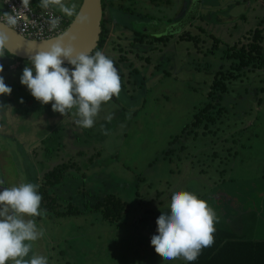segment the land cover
<instances>
[{
    "label": "rangeland",
    "instance_id": "374dc122",
    "mask_svg": "<svg viewBox=\"0 0 264 264\" xmlns=\"http://www.w3.org/2000/svg\"><path fill=\"white\" fill-rule=\"evenodd\" d=\"M63 2L77 10L81 0ZM107 15L103 53L118 71L121 90L102 104L92 128L75 123V109L62 116L37 101L21 84L30 62L18 65L0 51V75L12 88L0 96V191L23 182L40 187L46 173L62 166L63 178L49 194L63 208L82 211L36 220L44 235L33 251L48 264H186L163 260L151 245L156 221L170 212L176 191L206 201L215 225L264 237V68L245 71L216 100L224 111L209 131L193 124L197 109L209 102L224 50L264 27V0H115ZM171 31L165 45L149 37ZM143 34L133 53L149 60L128 54L121 63L127 56L113 47L122 44L132 53L130 41ZM107 196L127 203L121 221L83 212Z\"/></svg>",
    "mask_w": 264,
    "mask_h": 264
},
{
    "label": "clouds",
    "instance_id": "9594fccd",
    "mask_svg": "<svg viewBox=\"0 0 264 264\" xmlns=\"http://www.w3.org/2000/svg\"><path fill=\"white\" fill-rule=\"evenodd\" d=\"M39 6H56L66 16L75 15L81 24L88 21L83 13H76L75 4L69 6L63 0H40ZM5 15L8 26L17 23L14 16ZM50 23L55 28L59 20ZM8 45L7 34L0 31V51ZM65 61L72 65L71 69L64 66ZM29 62L31 66L24 68L21 84L37 101L51 104L53 111L62 116L75 109V123L86 129L94 126L102 104L121 90L120 76L110 58L102 51L77 52L74 42L65 44L63 37L35 51ZM3 72L0 65V73ZM11 93L12 88L0 75V96ZM3 183L0 181V186ZM38 188L37 184L23 182L0 191V264H48L47 257L33 251V243L44 235L33 218L46 214L41 209ZM169 208L170 212H162L156 221L158 234L151 237V245L165 261L183 258L193 262L213 244L216 214L206 201L188 191L174 192Z\"/></svg>",
    "mask_w": 264,
    "mask_h": 264
},
{
    "label": "trees",
    "instance_id": "16d2710c",
    "mask_svg": "<svg viewBox=\"0 0 264 264\" xmlns=\"http://www.w3.org/2000/svg\"><path fill=\"white\" fill-rule=\"evenodd\" d=\"M32 7L41 9L39 6L40 0H29ZM110 2V6L115 4V0H102L103 12L105 15V9L107 7V2ZM83 0H81L79 8L76 13L79 12ZM119 7L122 5L119 3ZM109 6V7H110ZM124 8V6L122 7ZM6 12H0V17ZM103 15L102 20V35L98 47L95 51H104L109 44L110 30L106 25L107 20H105ZM74 15L72 19L65 18L62 16V33L65 32L70 25L75 20ZM264 23V18L262 24ZM175 35V31H171L168 35H161L158 37L149 36L158 43H163L164 45L171 39V36ZM142 38H137L130 41L129 50H125L122 44H117L114 46V51H121V53L126 54L127 57H119L121 63H125L128 60V54H132L135 58H145L146 61L149 58L134 54L133 48L137 46V42H143L144 34ZM183 38V37H182ZM184 39V38H183ZM215 47L221 43V40L215 38ZM153 42V41H151ZM128 47V48H129ZM158 46L152 45L151 50H155ZM5 54L10 58L16 60L18 65L23 62H29L28 60L16 58L9 54L6 50ZM128 52V53H126ZM118 60V59H117ZM66 67H71L72 65H64ZM264 68V27H258L248 31V33L243 35L238 39L235 44L228 45L223 53V63L220 69L214 76L213 82L210 85V90L207 93L209 97V102L205 103L202 107L198 108L194 114L193 124L197 127H205V131L220 121V114L223 113V107L220 103L216 102L217 99L223 94L230 92V84L234 81H238L243 76L245 71H258ZM215 101V102H214ZM65 166V165H64ZM63 168L58 166L56 169L46 173L43 177L41 186L38 188L39 194L42 196L41 209L46 212L45 215L55 214L58 216H75L80 214L82 211L69 204L67 207L63 208L56 198L49 194V188L57 182H60L63 178ZM85 211H90L92 213H100L102 217L112 223L121 221L122 215L127 209V203L122 201L115 196H107L102 201H99L92 205H86ZM43 216L35 217V220H41ZM215 231L213 233V244L201 251V254L197 260L193 262H186V264H264V237L262 238H247L245 234L238 235L235 232L225 229L223 226H218L214 224Z\"/></svg>",
    "mask_w": 264,
    "mask_h": 264
},
{
    "label": "water",
    "instance_id": "95a60500",
    "mask_svg": "<svg viewBox=\"0 0 264 264\" xmlns=\"http://www.w3.org/2000/svg\"><path fill=\"white\" fill-rule=\"evenodd\" d=\"M78 13H83L88 17L87 23L82 24L81 28L74 29L78 22L75 18L65 32L47 40L29 39L10 28L0 19V31H4L9 38V45L5 50L16 58L30 61V57L35 55V51L47 47L50 42H55L63 37L65 44L74 42L77 52L92 54L98 47L103 32L102 20L104 12L102 0H83ZM64 65L71 64L65 61Z\"/></svg>",
    "mask_w": 264,
    "mask_h": 264
},
{
    "label": "built area",
    "instance_id": "2783aa9c",
    "mask_svg": "<svg viewBox=\"0 0 264 264\" xmlns=\"http://www.w3.org/2000/svg\"><path fill=\"white\" fill-rule=\"evenodd\" d=\"M6 7V13L17 20L15 25L9 26L21 35L34 40H47L62 34V16L51 7L40 10L32 7L29 0H2ZM0 19L6 24V15ZM59 20L55 28L51 27V21ZM7 25V24H6Z\"/></svg>",
    "mask_w": 264,
    "mask_h": 264
},
{
    "label": "flooded vegetation",
    "instance_id": "af4514ba",
    "mask_svg": "<svg viewBox=\"0 0 264 264\" xmlns=\"http://www.w3.org/2000/svg\"><path fill=\"white\" fill-rule=\"evenodd\" d=\"M107 2V7H106V9H105V15H104V18L106 19V20H108V15H107V10H108V8H109V6H110V2L109 1H106ZM103 9H104V7H103Z\"/></svg>",
    "mask_w": 264,
    "mask_h": 264
},
{
    "label": "bare ground",
    "instance_id": "6f19581e",
    "mask_svg": "<svg viewBox=\"0 0 264 264\" xmlns=\"http://www.w3.org/2000/svg\"><path fill=\"white\" fill-rule=\"evenodd\" d=\"M78 27V28H81L83 25L81 24V23H79V22H77V24L75 25V27ZM74 29H76V28H74Z\"/></svg>",
    "mask_w": 264,
    "mask_h": 264
},
{
    "label": "crops",
    "instance_id": "0c3cea01",
    "mask_svg": "<svg viewBox=\"0 0 264 264\" xmlns=\"http://www.w3.org/2000/svg\"><path fill=\"white\" fill-rule=\"evenodd\" d=\"M52 8V7H51Z\"/></svg>",
    "mask_w": 264,
    "mask_h": 264
}]
</instances>
